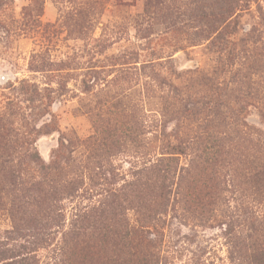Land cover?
Segmentation results:
<instances>
[{"label":"rangeland","instance_id":"rangeland-1","mask_svg":"<svg viewBox=\"0 0 264 264\" xmlns=\"http://www.w3.org/2000/svg\"><path fill=\"white\" fill-rule=\"evenodd\" d=\"M64 239L264 264V0H0V252Z\"/></svg>","mask_w":264,"mask_h":264},{"label":"trees","instance_id":"trees-1","mask_svg":"<svg viewBox=\"0 0 264 264\" xmlns=\"http://www.w3.org/2000/svg\"><path fill=\"white\" fill-rule=\"evenodd\" d=\"M29 159L32 162L36 163V155L35 154H31L29 155ZM43 167V166H42ZM44 169H46L47 167H43ZM34 189L38 192L41 191L40 189V185L37 184L35 185ZM43 225H41L40 229H43L44 227H42ZM139 233V231H137ZM24 241H28L25 240ZM30 243H34L33 241H29ZM67 243H69V241L67 239H64L62 241V244L59 245L57 247V254L55 259L53 258L52 263L49 264H70V256H69V246L67 245ZM19 249L12 247V248H7L4 249V252H0V264H36V262H34L35 256L32 255V252L36 249L31 248L30 246H26V244H20L19 245ZM87 257V252L85 251V253L82 256V259H85ZM95 254L94 255H89V259L90 260H94L95 259ZM154 257L153 252H149L146 255V258H144L142 264H150V261L152 260V258ZM82 264H84L83 261H80Z\"/></svg>","mask_w":264,"mask_h":264}]
</instances>
